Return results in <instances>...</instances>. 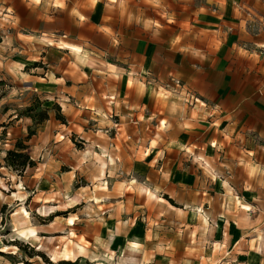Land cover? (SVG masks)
Instances as JSON below:
<instances>
[{
	"label": "crops",
	"instance_id": "1",
	"mask_svg": "<svg viewBox=\"0 0 264 264\" xmlns=\"http://www.w3.org/2000/svg\"><path fill=\"white\" fill-rule=\"evenodd\" d=\"M39 45L45 78L24 70ZM33 96L65 122L48 111L18 174L3 160ZM0 165V209L36 212L22 234L52 262L229 264L240 241L264 264V206L230 219L202 187L264 180V0H0Z\"/></svg>",
	"mask_w": 264,
	"mask_h": 264
},
{
	"label": "rangeland",
	"instance_id": "2",
	"mask_svg": "<svg viewBox=\"0 0 264 264\" xmlns=\"http://www.w3.org/2000/svg\"><path fill=\"white\" fill-rule=\"evenodd\" d=\"M3 54L7 56V53ZM14 57H17V53H11L9 56V58ZM53 58H56L55 55L53 53H47L43 51V49L40 48V45L36 48L30 47L25 52L26 66L24 70L27 74H29V76H33L30 75L31 72H35L36 76L45 78L48 70L50 69L49 62ZM27 79L29 78L27 77ZM35 101L36 103L38 102L40 104L38 110L46 109L47 111L53 110V112H56V110L54 109L56 105L50 104L49 106H45L43 105L45 101L41 102L37 98H34V96L30 100V105H32ZM47 101L49 102V100ZM36 128V126L32 125L29 129L35 131ZM74 144L75 146L79 147V144L77 142H75ZM222 149L223 147H219L218 150L214 149L212 151V154L216 157V161H218L217 166L219 168L227 169L225 165L221 164V157L225 154V150ZM206 151L208 152V150ZM207 152H205V155L210 156V151L209 153ZM1 167L2 166L0 165V171ZM202 167L203 171L211 170L209 164H203ZM230 170H233V165L229 166V171ZM211 177V180H203L202 184L204 192L207 193L206 198H208L206 207H208L209 204H213V207L215 209H222L224 205L229 203V218L234 220H241L242 216L238 211L240 209L247 208L248 204L254 206H257V204H261L264 206V180H256L252 178L249 180H243L241 172L234 176L229 173V184L227 182L225 183V181H223V183L221 184L219 182L221 178L220 175H218L217 177L213 173ZM15 179L16 178H12L9 181H14ZM11 186H13V184L10 185V182L8 183V185L4 186L5 191H7V193L5 194H7V196H9L10 198H14L16 196L12 195V191L10 190ZM228 187L229 189H227ZM18 188L21 189L19 186ZM225 191L229 192V194L226 195ZM15 204L16 203L11 202L9 205L2 206V208L0 209V264H46L41 257L31 256L34 252H37L34 244H32V241L29 238L32 237V234L29 232L28 234L24 233L25 235H22V233L24 232L23 227L29 225V220L36 216V212L33 211L25 213L23 210H21V212H15L14 210H16L15 208L17 206ZM74 214V209L68 210V212H61L59 219L61 220L68 217H73ZM210 214L211 217L210 215H207L204 216V218L206 220H213L218 219V217L225 216L223 213H217L215 211ZM39 215H41L39 216L41 218H38V222L40 224L48 225L47 223L42 222V220L47 221L46 218H42L44 215H46V213L42 212ZM78 215H80V213ZM230 246H232L231 249ZM242 252L243 251L240 241L238 243H233V245H229V264H243L244 262H247L243 260ZM40 253H42L45 259H47L51 263H58L60 261L72 262L70 260H58L56 262H52V260H50L49 257L46 256L49 251L46 254H44L43 252ZM77 264L88 263L77 261ZM251 264H254V262L251 261Z\"/></svg>",
	"mask_w": 264,
	"mask_h": 264
},
{
	"label": "trees",
	"instance_id": "3",
	"mask_svg": "<svg viewBox=\"0 0 264 264\" xmlns=\"http://www.w3.org/2000/svg\"><path fill=\"white\" fill-rule=\"evenodd\" d=\"M39 107L40 104L38 102L36 103L35 101L32 105H30L22 113H20L19 116L30 118L34 126L40 125L47 121L49 116L46 109L38 110ZM54 109L56 110L55 119L60 121L61 123H64L65 120L60 114L59 107L55 106ZM34 134L35 131L29 129L25 139L17 141L15 143L14 149L6 152L5 158L3 160L5 167L9 168L13 172L20 174L26 168L33 167L35 165V163L30 159V156L26 152L27 146L24 144V142H27ZM31 256L41 257L46 264H77V260L74 262L60 261L58 263H51L47 259H45L44 255L40 252H34Z\"/></svg>",
	"mask_w": 264,
	"mask_h": 264
},
{
	"label": "bare ground",
	"instance_id": "4",
	"mask_svg": "<svg viewBox=\"0 0 264 264\" xmlns=\"http://www.w3.org/2000/svg\"><path fill=\"white\" fill-rule=\"evenodd\" d=\"M73 221V219H70V222H72ZM21 235V234H20ZM23 235V234H22ZM80 250H81V247L79 248Z\"/></svg>",
	"mask_w": 264,
	"mask_h": 264
},
{
	"label": "clouds",
	"instance_id": "5",
	"mask_svg": "<svg viewBox=\"0 0 264 264\" xmlns=\"http://www.w3.org/2000/svg\"><path fill=\"white\" fill-rule=\"evenodd\" d=\"M81 19H83V17H81Z\"/></svg>",
	"mask_w": 264,
	"mask_h": 264
},
{
	"label": "built area",
	"instance_id": "6",
	"mask_svg": "<svg viewBox=\"0 0 264 264\" xmlns=\"http://www.w3.org/2000/svg\"><path fill=\"white\" fill-rule=\"evenodd\" d=\"M178 84V83H177ZM179 85V84H178Z\"/></svg>",
	"mask_w": 264,
	"mask_h": 264
}]
</instances>
